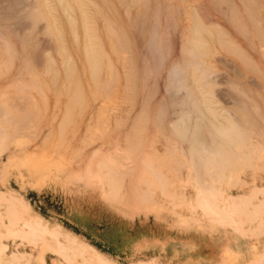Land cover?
I'll list each match as a JSON object with an SVG mask.
<instances>
[{"label": "bare ground", "instance_id": "obj_1", "mask_svg": "<svg viewBox=\"0 0 264 264\" xmlns=\"http://www.w3.org/2000/svg\"><path fill=\"white\" fill-rule=\"evenodd\" d=\"M1 69H11L0 75L11 93H2L8 106L0 104V120L16 128L6 136L0 130V139L40 131L28 126L36 118L46 136L82 125L89 139L80 138L74 154L86 158L90 184H107L110 200L156 208L157 189L171 206L191 203L209 221L239 231L264 215V198L253 201L264 187L254 182L252 160L264 145V0H0ZM221 72L231 91L214 90ZM138 94L141 124L124 128L120 102L130 103L129 115ZM157 137L165 143L155 144ZM250 163L251 192L226 191L231 177L244 185ZM184 182L192 183V198L172 190ZM12 216L0 227L22 236L49 232L34 217L15 229ZM35 238L29 242L42 239ZM6 247L0 243L2 264L29 254H7ZM58 253L70 260L63 246ZM254 260L249 264H264V250Z\"/></svg>", "mask_w": 264, "mask_h": 264}, {"label": "rangeland", "instance_id": "obj_2", "mask_svg": "<svg viewBox=\"0 0 264 264\" xmlns=\"http://www.w3.org/2000/svg\"><path fill=\"white\" fill-rule=\"evenodd\" d=\"M178 44L177 39V49H179ZM231 55L228 56L231 57L230 60L237 59L235 55ZM21 64L19 62V65ZM40 67L42 69L43 65L37 64V69L41 70ZM1 70V76L6 74L7 77L10 76L8 73H11V69L8 72ZM218 74L220 78L222 72ZM26 76L25 74L23 77ZM232 77L237 76L231 75V79H234ZM219 81V85L222 86L216 85L214 87L216 92L231 91L228 86L226 87L228 83L226 84L223 78ZM149 82L148 87L151 90L152 81ZM4 83L6 84V81ZM162 85L159 88L160 95L164 92ZM8 89L2 88L0 83L1 94L4 92L6 94ZM2 96H0V104L8 106L5 96L3 94ZM138 99V106L130 110L129 115L125 113L129 111L126 107L130 108V103L120 102L124 111L118 112L117 117H120V120L127 118L126 123L121 122L124 128L131 126L129 123L132 126L141 124L135 115L141 105L142 96L140 97L139 94ZM153 100L150 101L151 104L153 102L155 104ZM112 110L115 111V109ZM36 119L34 122L28 120V126L41 127L40 131H35L37 133L29 130V134L24 131L25 133H15L0 139V193H3V196L0 194V222L2 221L5 225L9 223L12 213L6 212L8 209L16 208L18 213H14L17 216L13 214L14 217L11 218L14 223L13 228L22 229V223L30 217L41 219V223L49 227V232L42 234L40 231L39 234L30 233L26 236L7 230L5 225L0 227V243L6 244L7 254L12 251L30 254L14 264H138L139 261L143 264H249L263 255L264 225L259 222L264 220V215L258 217L262 220L244 221L239 231L234 229L232 224L209 221L199 208H192L191 203L178 206L172 204V207L169 200L164 201L165 198L157 189L153 192L155 195L153 202L159 204L156 208L150 206L132 208L114 199L110 200L105 194L108 191L107 184L104 182H100L98 186L90 184L87 179L88 172L82 170L86 158L84 159L82 154L81 157L77 153L74 154L79 139H89L83 135L84 126L83 129L82 125L79 126L70 134L55 132L46 136L47 126H38ZM14 128H16L15 125L8 126L0 120V130L3 135L5 134L4 136L12 134ZM44 137H50V139L44 141ZM156 140L157 145L165 143L162 137H157ZM258 151L260 155L254 154L252 159L258 168L253 172L251 170L253 166L250 163L240 177L244 179V185L235 181V177H231V182L225 181L226 183L222 185L226 191L237 195V191L240 190L238 192L243 191L248 195L253 185L251 172L254 174L257 187H264V145ZM7 158H9L8 162ZM3 163L5 167H2ZM181 171L183 172V169ZM218 184L219 182L216 183ZM191 185V182H186L182 189L175 184L172 190L179 194L185 193L187 198H192L194 190L190 187ZM240 186H243V190ZM255 197L257 200L253 197L254 202L263 199L264 191H260ZM252 207L253 205H249L248 209ZM257 225L261 226L257 227ZM33 236L36 237L35 239L44 240L29 242L31 239L33 241ZM62 246L66 249L70 260L64 259L58 253Z\"/></svg>", "mask_w": 264, "mask_h": 264}]
</instances>
